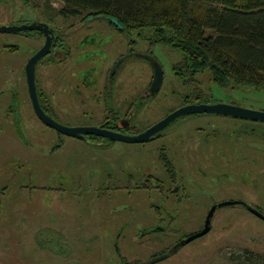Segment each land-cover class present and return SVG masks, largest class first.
<instances>
[{
  "label": "flooded vegetation",
  "instance_id": "flooded-vegetation-1",
  "mask_svg": "<svg viewBox=\"0 0 264 264\" xmlns=\"http://www.w3.org/2000/svg\"><path fill=\"white\" fill-rule=\"evenodd\" d=\"M29 2L36 5L32 0H0L2 17L9 16L17 10L27 12L22 20L9 21L12 23L2 24L1 21L4 20L0 18V28H4L0 31V43L3 42L0 44V53L2 48L10 53L25 50L21 52L23 55L26 54L24 60L10 65L12 78L15 80L13 87H10L0 65V132H11L15 138L13 140L7 135L9 140L14 141L8 147L3 146L0 141V216H11L9 208L13 196L23 194L24 189H29L27 192L32 195L35 189H38L36 196L41 197L43 194L51 204L52 195V199L58 203L54 206L66 214L72 209V203L76 205L77 199L82 202L85 198L83 196L91 193L95 185L101 195H108L113 200V191L124 188L116 183L115 180L118 178L112 174V171H120L114 159L105 160L107 164L114 165V168L110 171L100 169L97 182L91 170L82 165L81 160L90 156L93 146L108 147L121 142L127 145L139 144L145 149H151L153 165L159 169L162 166L164 170L161 175L160 172L139 164L140 160L134 155L123 158V161H127L131 166L129 169H122L123 172L129 171L127 178H131L133 173H140V176L136 177V188L150 192L155 189L158 196L149 194V205L158 214L155 215L156 219L149 217L145 222H139L143 225L137 223L139 227L131 236L133 250L139 257L123 251L127 240L124 234L128 226L126 223L129 222L126 221L122 227L116 228L112 246L117 259L124 260L125 264H158L177 255L183 247L206 235L204 233L185 241L205 228L213 207L216 209L211 216V227L216 210L224 209L228 205H240L264 221V210L257 203L230 196L223 201L214 200L211 205L205 204V207L198 211L199 218L196 224H199V227L188 232L185 230L178 240L166 241V237L175 235L172 222L178 216H186L187 219L191 216L192 193L188 190V182L195 186L196 177L207 181L205 179L209 176L208 171L195 169L188 172V169L184 171L182 167L183 161L192 154H198L193 151L186 152L185 136L191 135L194 130L200 132L210 130V135L215 137L218 131V127L215 126L208 128L209 121L201 123L198 119L210 115L229 116L241 124L237 132L236 130L232 132L236 137H248L249 134H253L257 139L263 140L264 119H249L208 111L189 113L140 141L114 139L110 135L93 132L91 130L98 129L100 132L123 136L142 135L182 107L208 104L218 100H212L205 88L192 87L193 75L182 72L176 66L177 58L172 52L163 50L166 45L154 40L147 32L150 28L126 25L118 20L117 23L109 15L84 13L63 16L50 12L46 7L29 8L31 4ZM32 23L38 26H31ZM12 34L16 35L17 39L12 40L10 38ZM1 36H4V41H1ZM49 40L51 43L49 50L29 66L32 58ZM167 47L173 51L170 46ZM161 50L171 62L165 56L163 59L166 63L162 61ZM158 67L162 69V79L157 82ZM64 74L67 84L63 83ZM201 83H207V78L205 77ZM128 85L134 87L129 88ZM167 102H170L168 110L166 107L162 109L161 105L165 103L166 106ZM37 107L64 127L81 130L72 135L50 126L40 118ZM150 113L153 115L144 119V116ZM85 114L89 117L86 118ZM152 117L155 119L152 120ZM184 119L190 121V124L184 123L186 121L179 123ZM204 139L208 142V138ZM67 140L73 142L77 140L86 146L83 149V157L80 151L75 149L80 158L76 168L72 172L59 170L51 175L44 173L45 168L49 166L45 153L56 154L57 151H62ZM21 150L26 151L20 152ZM235 165L237 167V162ZM223 175L227 176V173ZM125 192L133 193L130 189ZM70 195H73V199L68 197ZM4 196H7V200H2ZM160 197H163L162 202ZM169 199H172L170 207L166 205ZM200 202L195 200L197 204ZM221 203L223 205H220ZM162 205L165 210L162 209ZM179 205L185 206L184 213L180 212ZM208 207L210 209L202 223V211ZM250 207L258 210L262 216L253 212ZM167 218L169 221L165 222ZM55 221L43 226L44 230L50 231L52 235L47 244L55 241L68 244L70 240L73 242L77 240L78 235L66 232L58 218H55ZM112 233L113 231L111 235ZM48 235L49 233H45V236ZM87 237L95 239L93 232L88 233ZM2 240L8 241L0 239V245H3ZM44 241L42 236L29 240L31 244ZM159 241L162 247L151 253L150 243ZM21 244L20 240L14 242L15 247ZM161 257L163 259H159ZM1 258L0 254V264H11ZM78 260L90 264L84 259L82 251L77 253L73 245V248L64 254V262L73 261L76 264Z\"/></svg>",
  "mask_w": 264,
  "mask_h": 264
},
{
  "label": "rangeland",
  "instance_id": "rangeland-1",
  "mask_svg": "<svg viewBox=\"0 0 264 264\" xmlns=\"http://www.w3.org/2000/svg\"><path fill=\"white\" fill-rule=\"evenodd\" d=\"M32 1L36 5L29 2L31 3L29 8L46 7L53 13H58L64 6L62 0ZM26 14L25 10H17L9 16H0V18L4 20L1 21L2 24L12 23L9 21L22 20V17H25ZM59 21L61 22V19ZM10 38L15 40L17 36L12 34ZM4 40V36H1V41ZM163 50L172 52L177 59L180 58L177 52L168 49V47H164ZM21 51L25 50L10 53V51L1 48L0 65L2 72L7 76L10 87L14 86L15 81L12 78L10 65L24 60L26 54L23 55ZM160 54L163 62L166 63L163 56L171 62L162 50ZM205 77L207 83L202 84L201 82ZM210 77L209 73L195 75L192 79V87L205 88L207 95L210 94L212 100H218L211 104H234L246 109L264 112V89L247 86L236 89L223 88L212 83ZM1 80H3V77H1ZM63 83L67 84L65 74ZM128 87L132 88L134 86L128 85ZM161 106L162 109L166 107V110H168L170 102H167L166 106L165 103ZM152 115V113L148 116L145 115L144 119ZM84 116L89 117L86 114ZM153 119L155 117H152ZM186 120H181L179 123ZM206 121L210 122L208 128L218 127L215 137L210 135V130L206 132L194 130L191 135L185 136L186 152L193 151L198 154H192L186 161H183L182 167L184 171L188 169V172L190 170L195 171V169L202 172L208 171L209 176L207 179L204 178L207 181H202L201 178L196 177L195 186H191L188 182V190L192 193V202L190 201L192 204L191 216L188 219L186 216H178L172 222L174 224H170L175 231V235L166 237V241L178 240L184 232L199 227L200 225L196 224V220L199 218L198 211L205 207V204H213L214 200L223 201L230 196H235L237 199L242 198L257 203L264 210V140L257 139L253 134H249L250 137H236L232 132L233 130L237 132L241 124L236 123L229 116L210 115L198 119V122L201 123ZM184 123L190 124V121ZM7 135L15 140L11 132L1 131L0 141L5 147L14 142L9 140ZM205 137L208 138V142L205 141ZM85 148V144L80 141L67 140L62 151L59 150L56 154L45 153V159L49 166L45 168L44 173L51 175L59 170L72 172L77 166V161L80 160L75 149H78L83 157V149ZM25 151L21 150L20 152ZM8 152L10 151L8 150ZM152 153L151 149H145L139 144L127 145L121 142L116 143L114 146L91 147L90 156L83 161L81 160V162L82 165L91 170L96 182L100 175V169L110 171L114 168V165L105 162L106 159L113 158L120 170L119 172L112 171V174L118 178L115 180L116 183L124 186V188H117L113 191V200L108 195H101L97 185H95L92 187L91 193L83 196L85 198L82 202L78 199L75 200L77 201L76 205L72 203V209L66 214L57 206H54L58 203L55 199H52V195H50L52 204L43 197V194L41 197L36 196L38 189H35L34 195L27 192L29 189H24L25 192L21 195H14L9 208V215L11 216H0V239L8 240L7 242L1 241L3 244L0 245L1 259L11 264H24L25 262L27 264H75L73 261L64 262V254L71 250L74 245L76 252L82 251L84 259L90 264H125L124 260L117 259L112 244L116 237V228L122 227L126 221L129 223H126L128 226H126L124 234L127 240L123 251L126 250L127 254L139 257V254L133 250L134 243L131 242L133 240L131 236L133 231H137L139 227L137 223L145 222L149 217L156 219L157 212L156 210L153 211L149 205V194L155 197L158 196L155 189L150 192V190L136 188V177L140 176V173H133L131 178H127L129 171L123 172L122 169H129L131 166L127 161H123V158L134 155L135 158L140 160L139 164H144L147 168L158 171L163 175V167L161 166V169H159L153 165ZM235 162L238 164L237 167ZM52 164H57V166H52ZM53 167H57V169ZM225 172L227 176L223 175ZM129 189L133 193L125 192ZM6 197H2V200H7ZM68 197L73 199V195ZM159 199L162 202L163 197ZM185 200L186 197L183 201ZM195 200L201 202L197 204ZM171 201L172 199L167 200L168 204L166 205L168 207H170L169 203ZM178 207L180 212L184 213L185 206L179 205ZM162 209L165 210L164 206ZM162 209H160L161 212H163ZM209 209L210 207L202 211V223ZM55 218L59 219L58 222L62 224L66 232L71 235H78L75 242L70 240L66 244L55 241L47 244V240L51 239L52 235L50 231L44 230L43 226L47 223L56 222ZM168 221L169 218L165 222ZM90 232L94 233L95 239L87 237ZM207 232L205 236L183 247L177 255L158 264H256L257 262H264V221L255 215L253 216L240 205H228L224 209H217L212 221L211 231L208 234ZM45 233H49V235L45 236ZM41 236L45 240L44 242L36 244L29 242V240H34V237ZM17 240L22 241V244L15 247L14 242ZM134 241L136 242V240ZM136 244L138 245V243ZM161 247L162 243L160 241L157 243L151 242L150 252L158 251ZM246 252H249V254L247 255ZM259 254L262 258L258 257ZM76 264L84 263L78 260Z\"/></svg>",
  "mask_w": 264,
  "mask_h": 264
},
{
  "label": "trees",
  "instance_id": "trees-1",
  "mask_svg": "<svg viewBox=\"0 0 264 264\" xmlns=\"http://www.w3.org/2000/svg\"><path fill=\"white\" fill-rule=\"evenodd\" d=\"M62 1L63 16L109 15L150 28L154 40L180 55L176 66L193 77L209 73L223 88L264 89V0Z\"/></svg>",
  "mask_w": 264,
  "mask_h": 264
},
{
  "label": "water",
  "instance_id": "water-1",
  "mask_svg": "<svg viewBox=\"0 0 264 264\" xmlns=\"http://www.w3.org/2000/svg\"><path fill=\"white\" fill-rule=\"evenodd\" d=\"M112 20L114 22L118 23L117 19L112 18ZM34 24L35 23H32L31 26H38V25H36V24L34 25ZM2 26H5V25H2ZM3 30H4V28H0V31H3ZM50 44L51 43H50V40H49V42H47L46 45L32 58V60L30 61L29 66L33 62H36L38 57H40L41 55H43L44 53H46L49 50ZM161 79H162V69H161V67L160 68L158 67L157 71H156V80L158 82L159 80L161 81ZM205 111L214 112V113H217V114L234 115V116L243 117V118H249V119H261V120L264 119V112L246 109V108H243L241 106L234 105V104H226V103L192 104V105H188L186 107H182V108L172 112L165 119H163L161 122H159L157 125L153 126L151 129H149L146 133H144L142 135H138V136H123L121 134H116V133L115 134H110V132H100V131H98V129H94V130H91V131L99 132V133H102L104 135H110L114 139L140 141V140H144L150 134H152L155 131H157L158 129L164 127L168 123L176 120L178 117H180L182 115L189 114V113L205 112ZM37 113L40 116V118L43 121L47 122L50 126L56 128V129H60L61 131L66 132L68 134L76 135L81 130L79 128L64 127L62 124H60L59 122H57L56 120L51 118L49 115H47L44 111H42L38 107H37ZM220 205H223V203H221ZM215 209H216V207H213V209L211 210L210 215H209V217L207 219V223H206L205 228L201 232L190 236L185 241H189V240L195 238L196 236H200V235H202V234H204V233H206L207 231L210 230V228H211V216H212V214H213ZM250 209L253 212L257 213L258 215L262 216V214L258 210L254 209L252 207H250ZM159 259H163V257H161Z\"/></svg>",
  "mask_w": 264,
  "mask_h": 264
}]
</instances>
